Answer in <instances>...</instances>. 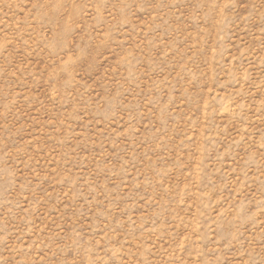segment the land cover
I'll use <instances>...</instances> for the list:
<instances>
[{"label": "rangeland", "instance_id": "obj_1", "mask_svg": "<svg viewBox=\"0 0 264 264\" xmlns=\"http://www.w3.org/2000/svg\"><path fill=\"white\" fill-rule=\"evenodd\" d=\"M0 264H264V0H0Z\"/></svg>", "mask_w": 264, "mask_h": 264}]
</instances>
